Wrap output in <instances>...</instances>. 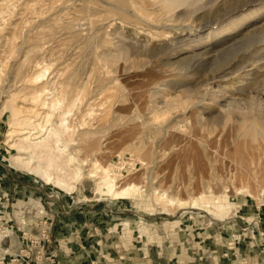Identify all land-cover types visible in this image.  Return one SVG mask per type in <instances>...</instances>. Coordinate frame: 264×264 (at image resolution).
<instances>
[{"label":"bare ground","instance_id":"6f19581e","mask_svg":"<svg viewBox=\"0 0 264 264\" xmlns=\"http://www.w3.org/2000/svg\"><path fill=\"white\" fill-rule=\"evenodd\" d=\"M110 1L60 0L59 2L62 3L61 9L66 10L67 13L71 11L70 18L67 19L65 24L62 25V22L58 25L61 15L57 10L55 12L52 10L54 13L51 17L49 19L44 18L42 23L34 25L33 29H30L31 34L23 39V43L31 47V61L29 59L26 60L31 62L30 66L25 65L26 67H23L24 71L19 73L17 70L18 60H16L17 62L13 60L15 63L9 65V70L13 75L6 74L4 76L0 69V100L7 93L6 86L16 91L30 88L32 90L33 103L36 105L34 108H29L28 111L37 113L42 117V122L36 123L31 116L23 115V110L11 103V99L3 102L4 106L2 107L11 109L12 113L13 125L9 130V136H12V133H17V127L22 132L26 130V132L18 134L19 137L13 144L19 153V156L11 157L13 164L39 175L48 182L52 181L58 184V186L63 187L68 192H72L75 185L74 183H68L60 176L66 177L72 174L74 180L78 182H84L88 178H96V191L98 193L106 194L113 199L132 200L140 209L142 207L151 210L154 207L155 200H158L177 210L203 209L212 213L214 219L218 222H225L226 216H228L230 221H233L234 216L229 213L231 212L229 202L227 199L222 200V195L228 193H233L236 196L250 195L260 200H262L264 195V112L256 114L257 112H253L255 107H246L247 104H242L241 99L229 97L230 94L228 96L226 92L230 90L229 88H226L227 90L225 91L219 85L216 88L211 85L213 81L223 80L222 76L218 75L223 67L218 65L222 66L224 64L222 61L225 59L220 57L221 50H219L220 52L217 50L213 51V48L218 41H221L222 37L223 40L229 39L226 37V33L239 29L245 23L257 19L260 20V18L264 17V0H257L258 3L252 1L234 3L233 0H129L134 3H143V6L145 3L149 10L147 11V16L153 12L155 17L151 16V18L155 19L151 20L141 16L142 11L140 15H130L131 13L128 12L126 7L116 4L112 10L114 14L111 13L113 16H110L108 10L103 8L104 13H107L104 20L99 22L100 18L98 21L95 17H97L99 11L103 10L101 3H110L111 5ZM121 1L117 0L118 3H121ZM26 5L29 6L28 4ZM255 5H260V7L253 9L252 7ZM57 6L59 7V4ZM115 15H121V17L114 18ZM212 18H215L213 22L207 21ZM117 19L124 21L126 25L135 27L134 30L145 27V30L151 36L157 38L164 36V38L172 40L173 43H170L171 45L168 47L151 48L147 46L150 40H145V45L133 42V36L126 34V29L121 28L122 25L113 32L105 30L108 27L104 24L105 22L117 21ZM225 19L230 20L221 27L218 25L217 28L219 27V29L209 26V24L220 20L219 23L221 24L223 23L222 20ZM82 20H86V27ZM207 22L208 24H206ZM100 30L101 32H99ZM115 33H117V36ZM33 34L35 35L33 36ZM65 34L66 36L77 38L74 43L71 42L69 44L67 42L70 47L68 49H65L66 42L65 37L63 38ZM257 34H260L261 37V34L264 35V30ZM252 35L250 37H253ZM263 42L262 40V44ZM53 44L54 46H56L55 44L62 46V53L58 61L54 57V51L50 50V48L54 47ZM20 48H23V46ZM23 52L20 54L22 57ZM237 57L239 56L237 55ZM187 58L190 59L182 61ZM257 60L256 62L264 61V56L259 57ZM249 61L247 63H253ZM213 62L218 64V73H213L211 80L208 79L206 81L204 94L198 96L191 93L187 96L185 95V99L181 95L182 99L178 100L166 97L167 91L169 92L176 88L170 83V78L175 77L177 78L176 81L185 82L186 86L184 87L190 86V84L188 85V80H196V75H199V68H204L208 63ZM87 69H90V72ZM191 71H195V73ZM233 72L231 74L234 75ZM98 73L104 76V79H102L107 81V83L114 82L121 75L154 77L152 85L160 83V88L158 89L160 99L158 101L162 102L161 100L163 99L166 106L165 109H156V104L153 103L155 105L151 106V104L147 113L139 114L136 112V108L132 109L129 115L137 116L141 120L136 122L137 124L151 126L155 131V137L159 136L160 138L162 136L164 140L162 142V151H155L154 148L156 147L148 150L142 141L140 143H132L125 135H121L124 136L120 137L121 139L118 138L121 148H126L138 156L137 159L142 165L143 172L141 171L142 173L137 176H135L137 170L126 177L116 174L108 160L101 161L106 156L104 148L107 149L106 145L115 139L108 140V137H106L108 134H105V137H100L99 131L95 127L96 123L94 124L93 122L98 116L96 114L98 107L95 108L96 110L93 108V100L97 102V100L102 98L97 97L99 99H94L96 96L94 94V85L98 78ZM241 75L238 74L235 77L236 79L239 78V81L235 80V82L232 81L230 83L229 86H231L232 90L236 88L237 83L242 84L244 81L243 76L245 73L243 76ZM246 75L249 76L247 73ZM120 83L119 86H121ZM97 87L99 86L95 87L96 90ZM103 87L105 88L106 86ZM111 87L113 88L110 89L108 87L110 91L115 89V86ZM108 88L106 87L105 92L108 91ZM149 90H152L150 92L152 95H149L151 99L155 95L157 96L158 93L154 88H149ZM261 102L263 101L261 100ZM157 104L160 105V103ZM38 105L41 106V113L38 112ZM216 110L218 111L217 113L220 112L218 116L220 121L216 123L210 122L209 117ZM102 114L104 113L102 112ZM114 122L116 121L114 120ZM133 123L129 124L131 128L135 127ZM37 128L39 130L33 133L32 130ZM138 128V131L141 130V127ZM118 129L123 128H117L114 132ZM128 130L130 131V129ZM187 131H189L188 133L192 139L185 140L183 138ZM24 134H28V136L23 137ZM110 134L114 136L112 132ZM170 134L174 135V138L168 136ZM167 136L170 138L165 141ZM177 136L178 138L175 139ZM166 145L170 146L165 148ZM108 150L106 151L107 153ZM81 151H84V155H81ZM189 157L195 161L192 164L190 163L191 166L189 165L188 169L183 163L179 165L176 162V166L173 165L175 166L173 170L162 179L159 171H164L165 165L172 164L178 159L182 161L183 158L188 159ZM154 163L156 167L153 166L159 168V171L149 170L150 165ZM51 167L55 169L56 177H52L50 173ZM62 170L66 173L65 175L61 174ZM186 172L190 176V180H195L194 184L191 182L187 183V178L185 181L184 174ZM246 220V223H249L250 226L258 224L254 213L247 216ZM128 224L126 222V225ZM251 230L252 227L250 228ZM253 243L256 246V243ZM253 243L251 244L252 246L254 245ZM18 249L9 251L17 254L20 253V249ZM241 264H245V261L242 260Z\"/></svg>","mask_w":264,"mask_h":264},{"label":"rangeland","instance_id":"374dc122","mask_svg":"<svg viewBox=\"0 0 264 264\" xmlns=\"http://www.w3.org/2000/svg\"><path fill=\"white\" fill-rule=\"evenodd\" d=\"M48 1H49V3H48ZM59 1L60 0H55V1L54 0H0V69L2 70V72H3L2 74L4 76L6 74H9V75L12 74L11 71L9 70V65L15 63L16 60H18V62L17 61L16 62H17V65H18V67H17L18 69L17 70L19 71V73L24 71L23 67L25 68L26 67L25 65L30 66V64H31V62H30L31 61V59H30L31 58V51H30L31 47L28 44H24L23 43V39H24L25 36H28L29 34H31V30L33 29L32 27H34V25H38L39 23H42V20L44 18L49 19L51 17V15L56 10L61 15V19L59 20L58 25L61 24L62 22H63L62 25H64L65 22L67 21V19L70 18L69 16L71 15V11H69V13H67L66 10L61 9L62 8V3H60ZM115 1H116V3H115ZM119 1H121V0H119ZM233 1H234V3H246V2H251V1L255 2V3H258L257 0H242V1L241 0H233ZM100 2H101V0H100ZM110 2H111V5H110V3H101L102 4L101 8L102 9L103 8L107 9L108 10V14L110 16H113L114 13L112 12V10H113V7L117 4L119 6L126 7L128 12L131 13L130 15H132V14L140 15L141 11H142L143 15L141 14V16H143L145 18H150L151 20L155 19V18L154 19L151 18V16L155 17L153 12H151V13L148 12L149 15L147 16V11H149V10L147 9L145 3H144V6H143V3L142 4L141 3H134V2H131L129 0L121 1V3L120 2L118 3L117 0H111ZM122 2H124V3H122ZM25 3L28 4L29 6H27ZM85 3H87V1H85ZM127 3H128V5H127ZM260 3H262V2H260ZM57 4H59V7L57 6ZM77 4H84V3H77ZM258 7H260V5H255L252 8L253 9H257ZM56 8H58V9H56ZM144 8H146V9H144ZM104 9L101 10L102 13H101V11H99L97 13V17H95L96 19H98V21H99V18H100L99 22H102L104 20L105 16H106L105 14L107 12L104 13ZM52 10L54 12H52ZM109 10H111V11L109 12ZM58 13H56V14H58ZM63 13L66 15V18H65V15ZM111 13H113V14H111ZM118 16L121 17V15H115L114 18H117ZM64 19H66V20L64 21ZM214 19L215 18L208 19L207 21L208 22H213ZM36 20H38V21H36ZM39 20H40V22H39ZM229 20L230 19L222 20L223 23H221V24L219 23L221 20L218 21V22L215 21L214 23L209 24V26H211V27L214 26L215 28H217V26L219 25V27H221L222 25L228 23ZM82 21L81 22L86 27V24H85L86 20H82ZM208 22L206 24H208ZM216 23H218V24H216ZM104 24H106V26H108V27L111 25L109 28L106 27V29H105V30H109L111 32L116 30L118 27H121V25H122L121 28L126 29L125 33L130 35V36H133V39H134L133 42L135 41V43L137 42V43H139V45H145L144 44L145 40H150L151 41V42L149 41V45L150 46L147 45L148 47H151V48L168 47V46H170L173 43L172 40H170L168 38H164V36H159L158 38L154 37V36H151V34H149V32H147L145 30V27H141L142 29L139 28V29H135L134 30L135 27H133L131 25H126V23L124 21H122V20L120 21L119 19H117V21L116 20L115 21H107ZM219 27L217 29H219ZM262 30H264V17L260 18V20L257 19L255 21H252V22H249V23H245L244 25L239 27V29H234V30H231L230 32L226 33L225 35L229 39L228 40H223V37H222V39H220V40L223 43L221 41L220 42L218 41L217 44L215 45V47L213 48V51L221 50V52L219 51L221 53L220 57L221 58H225L222 61L224 64H222V66H220L217 63H215V62H217V61H215V62L210 63V64L208 63L205 66L206 68L205 67L204 68H199V75L198 74L196 75V77H197L196 80H194V79L188 80L189 81L188 85L190 84V86H187V87H184V86H186L185 82H182V81L178 82V81H176L177 78H175V77L170 78L169 79L170 83L172 85H174L176 88H175V90L173 89L172 91H169V92L167 91L166 97L167 98L168 97H172L173 100H178V99H182V98L185 99L184 97H186L188 94H191V93L197 94L198 96H201L202 94L205 93L204 84L206 83V81H208V79L211 80V78L213 77V73L214 74L218 73L217 70H218L219 67H223V68H221V71H219V73H218V75L222 76L223 80L218 79L216 82L213 81L211 83V85H213L215 88L219 85L221 88L223 87V89H225V91L229 88L230 90L226 91L228 93L227 94L228 96L230 94L229 97H233V98H236L238 100L241 99L240 101H241L242 104H244V103H245V105L247 104L246 107H250V108L255 107V108H253V110H254L253 112L254 113L257 112L256 114H258V113L260 114V113L264 112L263 111L264 110V104H263V102H264V61L262 60L261 62L260 61L256 62V60L259 57L264 56V53H263L264 52V42L262 44V40L264 41V39H263L264 35L261 34V37H262L261 38L260 34H257L258 32H261ZM34 31L36 32V30H34ZM99 32H101V30ZM117 33H115L116 36H117ZM250 34L251 35L253 34L252 35L253 37H250L251 36ZM34 35L35 34H33V36ZM64 37H65V42H66V46H67V47L65 46V49L70 48L69 44L71 42L74 43L77 40V38H72L70 36H66V34L63 35V38ZM161 37L163 38V40H162ZM70 38H71V41H70ZM66 40H68V41H66ZM13 43H14V45H13ZM227 44L229 45V48H228ZM55 45L56 46H54V44H53L54 47L50 48V50L54 51V57L58 61V59L60 58V55L62 53L61 52L62 51L61 50L62 46H57V44H55ZM250 45H252V46L250 47ZM22 46H23V48H20ZM24 47H26V48H24ZM18 48H20V49H18ZM19 50H20V53H19ZM25 50H26V52H25ZM22 51H24L23 52L24 54L22 53L23 57H24V60H23V57L20 55ZM25 54H27V55H25ZM257 54H259V55H257ZM223 55L224 56L226 55V56L224 57ZM237 55L239 57H237ZM20 56H21V60L22 61L19 59ZM28 59L30 61L27 62L26 60H28ZM189 59L190 58H187V59L182 60V61H187ZM13 60H15V61H13ZM243 60H245V61H243ZM249 60L251 62H253V63H247ZM254 60H255V62H254ZM9 62H10V64H9ZM213 65H214V67H213ZM226 66H227V68H226ZM234 67H236V68L234 69ZM245 68L247 69V71H245L246 70ZM90 69H87L88 72H90ZM240 69H242V70H240ZM201 71H203V72L201 73ZM226 71H227V73H226ZM233 71H235V72H233ZM191 72L195 73V71H191ZM232 72L234 73V75L231 74ZM244 73H245V75H244ZM246 73L249 74V76L246 75ZM226 74L229 75V76H227ZM238 74H242L241 76L244 75L245 77L243 76L244 81L242 82V84L241 83H237L236 84V88H235L236 91H235V89L232 90L231 86H229V85H230V83L232 81L235 82V80L236 81L240 80L239 78H237V79L235 78V77H237ZM204 75H205V78H204ZM103 77L104 76H102V74L100 75L98 73V78L95 81V85L99 86V87H97V90L95 89L96 86L94 85V90L98 92L97 93V92L94 91V94H96L94 99H99L97 97H100V98L102 97L101 98L102 100L100 99L101 102H100V100H97L98 103L95 100H93L94 103L92 102L93 106H94L93 107L94 109L98 107L97 108L98 111L95 109L96 110V114H98V116L95 118V120H97V121L94 120L93 122H94V124L96 123L95 127L98 129L100 137H102V136L105 137L108 134L106 136V137H108L107 138L108 140H112V138H114L115 140H112L113 142L111 141L110 143H108L106 145L108 147L107 149L104 148L106 156H104L101 159V161H107L108 160L111 168L114 169L113 159L115 160L116 157H118V156L131 155V156H133V157H135L137 159L138 156L134 152H131L130 150H127L126 148H121L119 146V142H120L119 139L124 137V136H121V135L127 136L128 138L127 137H125V138H127L132 143H140L142 141L145 144L146 148H148V150L156 147V148H154L155 151H162V142L164 141L162 139V136H160V138H159V136L158 137L156 136L157 137L156 138L155 134H154L155 131L152 129L151 126L146 125V124L145 125L137 124L136 122L141 121V120L139 118H137V116L129 115L131 110L132 109H136V108H137L136 112H138L139 114H142V113L145 114V113L148 112V109L151 106L155 105V104H156L155 105L156 109H161V110L165 109L166 106H165V103H164L163 99L161 100L162 102L158 101L160 99V97H159V93L160 92L158 91V89L160 88L159 87L160 83H158L156 85L155 84L152 85L154 77L153 78L148 77V76L145 77L144 75L138 76V77L135 76V75H130V76L121 75L119 77V79L114 80L115 83L113 81L107 83V81L103 80L104 79ZM245 78H246V80H245ZM99 80H101V81H99ZM117 81H119V82H117ZM120 81H121V83L123 82V84H121ZM119 83H120L121 86H119ZM103 86H106L107 88L110 87V89L113 88L111 86H115L114 87L115 89H112V91L113 92L115 90L116 91L113 93L108 88L107 90L109 92H112V93H109L108 91L105 92L106 87L104 88ZM124 88H125V90L123 91ZM149 88H154V90L158 93L157 96L155 95L156 97L154 96L152 99L150 98V96L152 95L150 92L152 90L150 91ZM183 88H184V90H183ZM99 89H101V90H99ZM6 91H7V93L4 94L1 97V100H0V104H1V106H0V117L2 118V121H3L2 126H3V131H4L3 136H2V138L0 140V162H1L3 167H5L9 171H11L13 174L19 175L21 177V179H24L23 183H26V184L30 183L33 186H37V187H40L42 189H46L47 192L49 193V195L55 194V196L60 195L61 197H67V198L71 197L70 198L71 201H91L90 203H94V202L99 201V200H110V201H113V202L116 201L117 205H119L121 208L130 209L133 213H136L139 216V217H137V221H138L137 224L141 225L140 226L141 229L144 227L142 229V231L145 232L146 234H148L150 237L155 235V239H153V240L154 241L158 240L160 244L162 242H164V240H165L163 237H159L158 236V233H159L158 230L160 228L159 226L161 225V223H164V225H168V227H173L175 230H178L181 225H186V224H195V225H198L200 227L201 223H202V218H200V217H202V216H205L204 218L206 219L207 223L209 222V220H212L213 223H218V224L222 225L225 222L227 223V222L230 221L228 216H226V218L224 220L225 222H218V221H216V219H214V215L212 213H209V212H207V211H205L203 209L202 210H200V209H194V210H187V209L177 210V209H173L172 207H168L165 203L160 202L158 200H155L153 209L150 210V209H145V208H142V207L140 209V207L136 206L133 203L132 200L113 199L112 197H110V196H108L106 194L98 193L96 191V178H88L84 182H78V181L74 180V178L72 177V174H70V175H68L66 177L60 176V178H62V179L64 178L63 180L67 181L68 183H74V185H75L74 190L72 192H68L63 187L58 186V184H56V183H54L52 181L48 182L44 178L40 177L39 175H37V174H35L33 172H30L29 170H26L25 168L22 169V168L16 166L15 164H13L11 157L12 156L13 157H17V156H19L18 155L19 153H18V149L16 147H14L13 144L16 141L17 137H19L18 134L19 133H24V132H26V130H24L22 132V131H20V128L17 127V129H18L17 133H12V136H9V130H10L11 126L13 125L12 124V113H11V109L2 107V106H4L3 102L6 101V100L10 101V99H11V103L17 105L18 107H20L23 110V113H22L23 115L31 116L32 120H35L36 123H41L42 122V117L39 116L37 113H34V112L31 113V111H28L29 108H32V107L34 108L35 105H36V104L33 103V100H32L33 98H32V95H31L32 94V90L30 88H27V89L22 90V91H16L15 89L9 88V86H6ZM127 91H129V92H127ZM239 91H241V92H239ZM104 92H105V94H104ZM122 94H123V96H122ZM161 94H162V92H161ZM106 95H107V97H106ZM237 95H239V96H237ZM103 96H105V97H103ZM125 97H126V99H125ZM103 98H104V101H103ZM116 98L119 99V100L116 101L117 100ZM260 98H261V100L263 102H261ZM258 99H259V101H258ZM256 101H258V102H256ZM174 102H177V101H174ZM153 103H155V104H153ZM157 103H160L161 106L159 104H157ZM253 103H255V104H253ZM260 103H261V105H260ZM95 104H97V105L95 106ZM24 105L26 106V108H25ZM158 106H160V107H158ZM40 108H41V106L38 105V112L41 113L42 110ZM24 109H25V111H24ZM144 109H147V110H144ZM26 111H28L29 113L26 112ZM115 111H117V112H115ZM102 112L104 114H102ZM217 112L218 111L216 110L210 115V117H209L210 118V122H215L216 123V122L220 121V118L218 117L220 115V112L219 113H217ZM100 113H101L102 116L100 115ZM124 113L126 114V116H125ZM118 115H119V117H118ZM213 119H214V121H213ZM114 120L116 122H114ZM183 120L186 122L185 119H183ZM131 122H134L133 123V126H135L134 128H131V126L129 125ZM105 124H106V127H105ZM121 124H122V126H120ZM123 125L126 128L128 126L129 127L127 129L126 128L124 129ZM115 127H116V129L122 127L123 129H118L116 132H114L116 130ZM136 127L137 128L141 127L142 131L141 130L138 131ZM128 129H130V131ZM37 130H39V129L37 128L35 130H32V132L36 133ZM108 131H110V132L108 133ZM111 132H112V134L114 136H111V134H110ZM188 132L189 131H187L186 135L183 136V138L185 140L192 139V138H190V134ZM187 134H188V136H187ZM27 136H28V134H24L23 135V137H27ZM168 136H171L172 138H174V135L170 134ZM168 136H167L165 141H167V139L170 138ZM177 138H178V136L175 137V139H177ZM113 145H115V146L117 145V146L115 147ZM169 146L170 145H166V147L165 146L164 147L167 148ZM159 148H161V149L159 150ZM107 150H108V153L106 152ZM82 154L84 155V151L83 152L81 151V155ZM134 154H135V156H134ZM193 161H195V160L190 159V157L188 159H184L183 158L182 161H181V159H178L172 164L165 165L164 171H159V168H155L156 164L154 163V164L150 165L151 168L149 167V170H153L154 169L155 171H159L160 172V176L163 179V177L167 176L168 173H170L173 170V168L176 166L175 165L176 162L179 163V165H181V163H183L185 165V167L187 168V167H189V165L191 166ZM173 165H175V166H173ZM141 171L143 172L142 165L136 171L137 173H136L135 176H137L140 173H142ZM114 172L116 174H118L116 169H114ZM50 173H51L52 177H56L57 176V173H56L55 169L52 168V167L50 168ZM61 174L65 175L66 173H64V170H62ZM129 174H131V172L124 173V175H122V176H125V177L126 176H130ZM186 178H187V181H186ZM184 179H185V181L187 183H189V182H191L192 184L195 183L194 179H193V181L190 180V176L188 175L187 172L184 174ZM146 181H148V180H146ZM221 199L222 200L223 199L224 200L227 199V201L229 202V205L231 207V212H229V213H231V215L234 216V219L237 218L238 220L245 221V223H246L247 222V220H246L247 216H250L249 214H247V211H250V212L255 214V217L257 218V221L259 222V219L261 218L260 208L264 207V195L262 196V200H260V199H258L256 197H253V196H250V195L236 196L233 193H228L226 195H222ZM26 200H27V198H26ZM13 201H15V200H13ZM43 205L44 204L41 205L40 203H38L36 205H34V204L33 205H29L28 207H26V206L25 207H21L22 205L19 202V203H16L14 205V208L20 213L22 212V209L24 210L26 208H29V209L34 208V209L39 211V214H46L45 213V205L44 206ZM10 209H12V206H11ZM185 213H187V214L184 217V221H182L181 217ZM39 214H37V215H39ZM189 216H192V218H189ZM243 226L246 227L245 225H243ZM261 228H262V230H264V226L261 225ZM27 229H29L30 231L32 230L31 227H29ZM161 231H163V230H161ZM156 236H158V238H156ZM259 237L264 241V236L261 235L260 231L258 233V238ZM253 242L254 241H252L250 243V246H249L250 247V253H246V255L244 254V257L247 256V259L249 261L248 264L257 263V260H256L257 258H259L258 261H259L260 264H264V243L259 245V247H256L257 245L255 246V244ZM252 243L254 244L253 246L251 245ZM257 249H259V250H257ZM10 250L13 251L14 249H10ZM80 257H81V255H80ZM242 260H243V256H240V257H238V259H235V262H233L231 264H241Z\"/></svg>","mask_w":264,"mask_h":264},{"label":"crops","instance_id":"0c3cea01","mask_svg":"<svg viewBox=\"0 0 264 264\" xmlns=\"http://www.w3.org/2000/svg\"><path fill=\"white\" fill-rule=\"evenodd\" d=\"M2 124L0 117V140L4 133ZM23 182L24 179L0 162L1 203L7 199L12 202L29 197L44 202L46 214L43 215L53 220L52 243L47 248L56 250L55 264H231L250 253L252 241L256 247L264 243L258 238V229L253 237L250 235L234 242L232 233L245 225V221L235 218L210 227L207 223L203 227L181 225L178 230L161 223L158 236L165 240L160 244L153 240L155 235L150 237L142 231L136 213L121 208L116 201L90 203L61 196L50 200L46 189ZM260 211L259 220L264 226V207ZM247 214L252 212L247 211ZM16 244L20 247L21 243L17 240ZM203 251H206L205 255ZM16 264H30V261L22 258Z\"/></svg>","mask_w":264,"mask_h":264},{"label":"built area","instance_id":"2783aa9c","mask_svg":"<svg viewBox=\"0 0 264 264\" xmlns=\"http://www.w3.org/2000/svg\"><path fill=\"white\" fill-rule=\"evenodd\" d=\"M114 169L118 172L119 175H124V173L135 172L141 167V163L135 157L131 155L118 156L116 159H113ZM59 199L60 195L55 196V194L49 195L48 199ZM21 203V207H28L29 205H36L40 203L41 205L44 202L39 198L29 197L27 200H17L9 201L7 199L4 203L0 204V264H11L18 263L22 258L28 259L30 264H55V259L57 257L56 250H48V246L52 243V229H53V220L46 217L43 214H39V211L34 208L22 209V212H18L14 205L16 203ZM12 206V209H10ZM44 206V205H43ZM39 214V215H37ZM187 213L183 214L181 218H184ZM202 216V223L200 227L206 225L207 221ZM192 218V216H189ZM259 224H254L250 226L249 223H245V226H241L240 230L232 233V238L234 242H239L243 238L249 237L251 234L254 235L255 230L258 229L261 235L264 236V230L261 228V222ZM30 224V225H29ZM215 223L212 220H209L207 226H214ZM32 230L30 231L29 228ZM252 227V230L249 229ZM17 240L20 241V247H17ZM23 245V246H21ZM20 249V253H12L9 250ZM18 249V250H19ZM206 254V251H203V255ZM259 263V258L256 259ZM243 261L245 264L247 262V256H243Z\"/></svg>","mask_w":264,"mask_h":264}]
</instances>
